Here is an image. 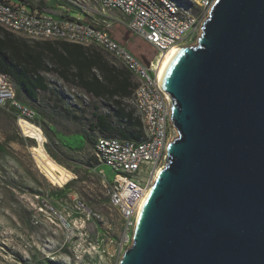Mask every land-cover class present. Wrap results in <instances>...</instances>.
<instances>
[{"label":"water","instance_id":"water-1","mask_svg":"<svg viewBox=\"0 0 264 264\" xmlns=\"http://www.w3.org/2000/svg\"><path fill=\"white\" fill-rule=\"evenodd\" d=\"M201 31L160 76L178 137L118 264H264V0H215Z\"/></svg>","mask_w":264,"mask_h":264},{"label":"built area","instance_id":"built-area-1","mask_svg":"<svg viewBox=\"0 0 264 264\" xmlns=\"http://www.w3.org/2000/svg\"><path fill=\"white\" fill-rule=\"evenodd\" d=\"M214 1L96 0L103 15L120 14V17L110 18L113 24L123 26L155 51L152 57L146 58L147 67L127 48V41L122 44L109 34L105 27L110 25L88 24L74 17L55 18L17 1L0 0V27L29 39L95 45L125 68L136 83L129 103L141 121V140L101 136L93 149L97 167L108 166L114 173V179L110 181L98 168L95 169L101 177L108 206L117 212L120 225L119 243L111 252L101 245L99 237L95 242L88 237L85 239L89 264H106L101 258L107 256L118 264L132 243L139 204L153 185L157 172L164 168L168 144L178 137L170 120V98L159 86L160 62L172 49L197 43L202 23L208 18ZM0 108L13 115L19 127L21 123L33 124L36 118V112L19 100L17 88L4 74H0ZM71 211L75 224L83 230L89 222L95 223L97 228L103 221L80 199L73 201ZM89 250L99 254L97 260Z\"/></svg>","mask_w":264,"mask_h":264},{"label":"rangeland","instance_id":"rangeland-1","mask_svg":"<svg viewBox=\"0 0 264 264\" xmlns=\"http://www.w3.org/2000/svg\"><path fill=\"white\" fill-rule=\"evenodd\" d=\"M28 1L38 4L40 0ZM46 1L55 7L62 4L71 10L87 11L89 21L94 20L100 26H107L104 21H109L96 0ZM108 16L120 17V14L108 13ZM105 28L122 44L124 38L129 37L126 46L135 56L150 58L155 54L148 44L132 36L126 28L115 25ZM46 79L53 94L41 93L40 102L34 103L17 89L18 98L36 112L33 124L45 137L44 149L47 145L67 167L57 163L45 149L48 156L73 174L69 181L75 180L84 175V167L79 162L93 157L94 146L87 142L85 135L89 134L94 140L101 137L88 130L93 113H103L106 109L101 102L78 88L65 85L54 75L48 74ZM27 140L17 121L0 108V264H89V257L85 255L87 237L92 242L99 237L101 245L111 252L119 243L120 223L117 212L105 203L106 192L95 169L98 168L110 181L114 179L112 169L96 165L75 190H67L60 196L57 193L64 185L54 184L40 170L31 152L37 142ZM58 175L63 177L62 172ZM76 199L102 217L97 228L93 222H89L84 230L75 224L71 207ZM89 251L97 260L99 254ZM101 260L106 264L116 261L110 256Z\"/></svg>","mask_w":264,"mask_h":264},{"label":"trees","instance_id":"trees-1","mask_svg":"<svg viewBox=\"0 0 264 264\" xmlns=\"http://www.w3.org/2000/svg\"><path fill=\"white\" fill-rule=\"evenodd\" d=\"M16 1L32 10L37 9L52 16L71 17L60 14L46 0H40L38 4L28 0ZM109 57L111 56L108 53L95 45L83 46L61 40L29 39L0 27V74L8 76L30 101L37 103L40 102L41 93H54L46 79V75H54L65 85L78 88L101 102L106 109L103 113H93V120L88 125L89 132H96L107 138L139 141L143 136L141 121L129 103L136 83L125 68L115 64ZM11 116L16 121V118ZM85 139L95 146L97 140L89 134L85 135ZM28 140L32 142L33 139ZM45 149L57 163L67 167L47 145ZM79 163L84 167L83 177L65 184L57 193L60 196L67 190H75L77 184L84 181L89 171L98 165L93 157L89 161L82 160ZM105 203L108 205V198Z\"/></svg>","mask_w":264,"mask_h":264},{"label":"bare ground","instance_id":"bare-ground-1","mask_svg":"<svg viewBox=\"0 0 264 264\" xmlns=\"http://www.w3.org/2000/svg\"><path fill=\"white\" fill-rule=\"evenodd\" d=\"M177 48L172 49L168 52L162 59L159 65V74L162 75L165 67L173 56L177 52ZM20 129L25 137L33 139L37 142V147L31 149L33 156L35 157L36 163L40 170L45 174V176L54 184L59 186L64 185L65 182L73 178V174L62 168L59 164L53 161L46 153L43 143L45 142V137L42 131L35 125L31 123H21ZM62 172L63 177H60L58 173Z\"/></svg>","mask_w":264,"mask_h":264},{"label":"crops","instance_id":"crops-1","mask_svg":"<svg viewBox=\"0 0 264 264\" xmlns=\"http://www.w3.org/2000/svg\"><path fill=\"white\" fill-rule=\"evenodd\" d=\"M10 1H16V0H10ZM52 7L56 8V10L62 15H65V16L66 15H70L71 17L81 19V20H83V21H85L87 23H97V24H99L98 22H96L94 20L89 21V19H90L89 14L90 13L87 12V11H84V10H71V9L65 7L64 5H57L56 7L55 6H52ZM103 16L109 18L108 22L104 21L107 25H110V26L115 25L117 27H123V26L118 25V24H113V22L110 19L112 16H108V15H103ZM53 17L59 18V17H56V16H53ZM102 27H105V26H102ZM127 40H129V37H125L124 38V41H127ZM144 58H147V57H144Z\"/></svg>","mask_w":264,"mask_h":264}]
</instances>
